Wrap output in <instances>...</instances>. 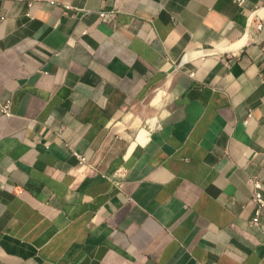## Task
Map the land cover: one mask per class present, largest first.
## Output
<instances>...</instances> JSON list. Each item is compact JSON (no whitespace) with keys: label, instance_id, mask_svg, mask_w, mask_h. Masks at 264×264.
I'll use <instances>...</instances> for the list:
<instances>
[{"label":"crops","instance_id":"0c3cea01","mask_svg":"<svg viewBox=\"0 0 264 264\" xmlns=\"http://www.w3.org/2000/svg\"><path fill=\"white\" fill-rule=\"evenodd\" d=\"M262 6L0 0V264H264Z\"/></svg>","mask_w":264,"mask_h":264},{"label":"built area","instance_id":"2783aa9c","mask_svg":"<svg viewBox=\"0 0 264 264\" xmlns=\"http://www.w3.org/2000/svg\"><path fill=\"white\" fill-rule=\"evenodd\" d=\"M260 10L264 12V6L257 8L255 12L260 11ZM116 13H117L116 10H113V9L107 10V11H100L99 20L102 22L111 24L115 20ZM257 26L261 27V24H257ZM10 106H11L10 98H7L4 102H0V112L4 114L5 116H10L11 115ZM78 157H80V160L85 161V158L81 156H78ZM122 175H123V171L122 169H119L116 172V175H114V181L116 182V184L118 183L117 178L118 177L121 178ZM250 181L252 184V192H251L250 200L254 206V217L251 222L253 225H257L259 221V217L261 216L263 209H264V198L261 192L260 181L255 178L251 179Z\"/></svg>","mask_w":264,"mask_h":264},{"label":"bare ground","instance_id":"6f19581e","mask_svg":"<svg viewBox=\"0 0 264 264\" xmlns=\"http://www.w3.org/2000/svg\"><path fill=\"white\" fill-rule=\"evenodd\" d=\"M168 84V83H167ZM169 99V98H168ZM141 134V133H140ZM141 136V135H140ZM143 138V137H142ZM141 139V138H140Z\"/></svg>","mask_w":264,"mask_h":264}]
</instances>
